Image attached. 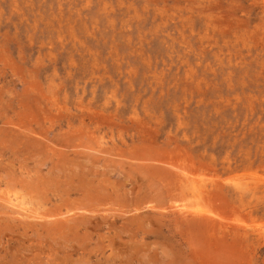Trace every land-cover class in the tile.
Returning a JSON list of instances; mask_svg holds the SVG:
<instances>
[{"label":"rangeland","instance_id":"374dc122","mask_svg":"<svg viewBox=\"0 0 264 264\" xmlns=\"http://www.w3.org/2000/svg\"><path fill=\"white\" fill-rule=\"evenodd\" d=\"M0 264H264V0H0Z\"/></svg>","mask_w":264,"mask_h":264},{"label":"bare ground","instance_id":"6f19581e","mask_svg":"<svg viewBox=\"0 0 264 264\" xmlns=\"http://www.w3.org/2000/svg\"><path fill=\"white\" fill-rule=\"evenodd\" d=\"M144 162V161H143ZM255 186V185H254ZM256 187V186H255ZM128 191V190H127ZM251 191V190H250ZM28 193V192H27ZM4 195V194H3ZM141 195V194H140ZM13 200V199H12ZM6 203H9V200H8V202H6ZM12 204V206L13 207H16L17 205L15 204V206H14V204L13 203H11ZM18 204V203H17ZM20 204V203H19ZM61 205V204H60ZM19 207H20V205H19ZM136 207V206H135ZM80 209V208H79ZM76 210H78V209H76ZM86 211V210H85ZM58 213V212H57ZM67 214V213H66ZM55 215V214H54ZM58 215V214H57ZM78 217V216H77ZM122 218V217H121ZM58 219V218H57ZM71 219V218H70ZM124 219V218H123ZM73 220V219H72ZM95 220V219H94ZM200 220V219H199ZM49 223V222H48ZM47 223V224H48ZM75 223V222H74ZM90 223V222H89ZM191 223H192V221H191ZM36 225V224H35ZM42 226V225H41ZM88 226V225H87ZM89 226H91V225H89ZM58 233V232H57ZM126 243V242H125ZM112 247V246H111ZM42 249V248H41ZM149 250V249H148ZM44 252V251H43ZM130 255V254H129ZM172 255V254H171ZM61 260V259H60ZM190 263V262H189Z\"/></svg>","mask_w":264,"mask_h":264}]
</instances>
